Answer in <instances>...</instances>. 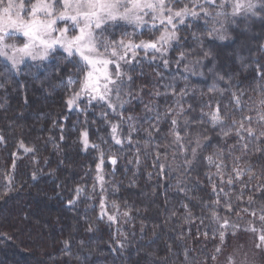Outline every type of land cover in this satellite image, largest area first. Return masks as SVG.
I'll return each instance as SVG.
<instances>
[{
	"label": "trees",
	"instance_id": "obj_1",
	"mask_svg": "<svg viewBox=\"0 0 264 264\" xmlns=\"http://www.w3.org/2000/svg\"><path fill=\"white\" fill-rule=\"evenodd\" d=\"M228 25L223 41L208 35L203 20L187 29L180 26V40L167 53V69L159 58L149 64V54L139 70L131 73L136 98L125 105L124 119L132 116L138 126L151 130L155 120L145 117L155 112L146 111L148 104L159 111L162 119L160 131L152 132L153 143H147L146 133L140 131L133 134L138 142L125 143L122 151L110 137V124H120V117L109 114L103 118L109 110L97 103L69 110L67 101L79 85L60 84L66 71L75 70L59 56L40 70L25 69L20 75L0 71V264H186V252L187 264H217L219 254L235 242V231L247 233L250 221H262L264 151H256L260 145L250 141L242 153L235 131L224 137L219 126L212 128L207 122V116L203 123L198 122L217 103L222 113L226 105L230 113L235 112L229 103L230 93L209 91L214 85L223 89L230 83L233 91L245 92L249 107H255L258 87L264 83V21L240 17ZM132 39L138 42L150 38L144 34ZM181 53L185 59L177 65ZM185 66L191 71L185 72ZM157 91L162 95L155 96ZM181 91L186 92L180 99L190 122L185 138L200 137L202 147L198 151L205 159L187 175L176 170L165 176L157 174L152 166V153L157 144L161 145L159 151L165 152V145L173 139L169 134L172 126L164 113L177 110L174 101ZM165 92L168 94L163 95ZM205 104L211 109L203 107ZM244 114L254 115L247 109ZM234 118L239 119V114L235 113ZM177 121L184 136L183 117H177ZM252 127L259 131L255 123ZM121 128L124 133L128 130L126 123ZM83 132L88 133L87 149L82 143ZM92 145H99V150ZM25 147L33 151L25 152ZM218 150L225 156V180L235 157H241V170H252L242 178L247 187L234 181L232 185L223 184L224 191H220L217 169L206 160L209 155L215 158ZM111 156L116 157L115 165L111 164ZM167 160L171 161V156ZM99 173L106 202L118 206L116 222L101 218V193L94 192ZM177 176L183 183L175 179ZM213 184L219 204L215 203ZM77 189H82L79 196ZM184 204L191 210L190 222L185 219ZM212 210L219 219L212 217ZM125 211L129 216L123 215ZM65 241L71 256L65 250Z\"/></svg>",
	"mask_w": 264,
	"mask_h": 264
},
{
	"label": "snow or ice",
	"instance_id": "obj_2",
	"mask_svg": "<svg viewBox=\"0 0 264 264\" xmlns=\"http://www.w3.org/2000/svg\"><path fill=\"white\" fill-rule=\"evenodd\" d=\"M176 4H183V6L176 8L174 7ZM189 4L191 7L188 6ZM237 17L246 21L253 18L264 21V0H187L186 3L184 0H0V71L20 75L25 69L40 70L59 56L75 70L74 72L66 71V78H62L60 84L67 87L79 85V90L75 91L67 101L69 110L73 106L79 109L77 101L85 98L86 106L96 102L109 110L103 114V118L106 119L109 114L120 117V124H110V137L115 145L121 146L122 151L125 143L132 145L134 140L138 142L139 138L134 137L133 134L140 131L146 133L147 143H153L152 132L160 131L159 124L162 119L159 111L151 104L145 105L146 111L155 112L154 116L145 117V120H155L151 130L144 129L142 125L138 126L132 116H128L127 120L124 119L125 105L131 104L136 98L132 88L131 73L139 70V66L145 62L149 54L152 57L151 60H147L149 64L159 58L162 66L167 69L168 50L172 47L173 41L178 43L180 40L179 26L187 29L198 20H203L208 35L224 40L226 25L235 24ZM129 27L131 31L128 30ZM117 32L120 33L119 38L115 36ZM146 33H159V35L156 39H140L138 42L132 39L133 36H143ZM193 36L202 43L195 33ZM18 38L23 40L22 44L13 42ZM141 53L144 54V58L137 59ZM204 55L206 56L207 52ZM184 59L185 56L181 53L175 63L179 65ZM59 70L57 66V71ZM184 71L189 72L191 69L185 66ZM261 79H264V76ZM0 87H3V84H0ZM167 87L171 88L172 85ZM209 91L221 94L224 91L229 92L231 96L229 103L235 112L230 113L226 105L222 113L217 103L215 109L204 113L198 122L203 123L204 117L207 116V122L212 128L219 126L224 137L235 131L239 150L242 153L245 152L250 141L260 145L255 149L256 151H264V83L258 87L259 99L253 101L255 107H249L244 99L245 92L233 91L230 83L223 89L214 85ZM167 94V92L163 93V95ZM154 95L159 96L162 93L157 91ZM185 95L186 92L181 91L179 97L175 99L177 110L168 109L164 113L172 126L169 134L173 139L170 145H165V152L161 153L159 151L161 145L157 144V150L152 153V166L157 170V174L166 176L178 170L187 175L194 170L196 163L205 159L198 151L202 147L200 137L185 138L190 126V122L184 116L180 99ZM2 107L3 105H0V108ZM203 107L211 109V105L208 104ZM246 109L254 115H245ZM235 113L239 114V119L234 118ZM177 117H183L184 136L181 135ZM225 120H230L231 123L226 124ZM125 123L128 129L126 133L121 128V125ZM253 123L259 126V131L253 129ZM0 142H3V137H0ZM82 143L85 149L89 147L87 132L82 133ZM21 147H24L23 144ZM92 147L97 150L100 148L99 145H92ZM24 151L31 152L33 149L25 147ZM135 151L137 152L136 163L139 166V146ZM231 154L230 149L229 155ZM162 156L165 157L164 160L161 159ZM169 156L171 161L167 160ZM102 158L103 153H101V163ZM240 159L241 157H235L233 167L230 169L231 174L225 180L224 172L227 170V165L224 163V154L218 150L215 158L212 155L206 157L207 163L217 169L216 176L221 182V192L224 191L223 184L232 185L234 181H241L242 187H247V183L242 178L250 175L252 170H241L238 163ZM110 160L112 165L117 163L115 156H111ZM149 178H152L151 174ZM97 179L103 186V176L98 175ZM175 179L183 183L180 176ZM212 187L213 193L217 196L215 203L219 204L216 185L213 184ZM260 190L264 192V188ZM81 191L82 189L76 190L77 196ZM103 192L102 187L101 218L105 213ZM227 195L229 193H225V196ZM261 199H264V196H261ZM182 206L187 213L185 219L190 222L191 210L186 204ZM112 207L118 211V206L114 202ZM228 207L231 209L230 204ZM129 211H125L123 215L129 216ZM212 217L219 219L216 210H212ZM107 219L114 222L116 216L108 215ZM260 219L264 221V214ZM220 239L223 242V233ZM259 241L264 244V232L260 234ZM259 246L258 244L257 247ZM64 247L67 254L71 256L67 241L64 242ZM217 252H220L219 246H217ZM187 260L186 252V264ZM229 264H236L234 258L229 257ZM241 264L245 262L241 261Z\"/></svg>",
	"mask_w": 264,
	"mask_h": 264
},
{
	"label": "rangeland",
	"instance_id": "obj_3",
	"mask_svg": "<svg viewBox=\"0 0 264 264\" xmlns=\"http://www.w3.org/2000/svg\"><path fill=\"white\" fill-rule=\"evenodd\" d=\"M237 18H240V17H237ZM228 27L229 25L227 24L226 29ZM128 30L131 31L132 29L129 27ZM117 33H115V36L119 38L120 33L119 32ZM146 34H147L148 39L149 38L151 39L152 37L153 39H156V37L159 35V33H146ZM225 34L226 32H224V35ZM220 41H223V40H220ZM13 42L17 44H22L23 40L18 38ZM174 42L175 41L172 42V47L175 44ZM171 48H169L168 51H170ZM137 58H144V57L138 56ZM93 103H96V102H93ZM77 104H79V109H81L80 108L81 105H86L85 98H81L80 100H78ZM79 109L73 106L71 110H79ZM99 175H102V174L99 173ZM104 186H105L104 184L103 186H101L98 180V183H97L98 191L97 189H94V192L96 191V193L97 192L101 193L102 187L104 190ZM103 202L105 204V213H104L103 219H105L108 222H112L107 219L108 215H114L116 216V219L119 218L118 212L113 209L112 205L106 202V198L104 194H103ZM100 213H101V207H100ZM246 231L247 233L238 232V231H235L233 233L232 239L235 240V242L231 244V247L229 249L219 254V260L217 264H229V257L234 258V260L236 261V264H241V261H244L245 264H264V244H261L259 241L260 234L264 232V221H258V220L250 221V223H248L246 226ZM258 244L260 245L259 247H257Z\"/></svg>",
	"mask_w": 264,
	"mask_h": 264
}]
</instances>
